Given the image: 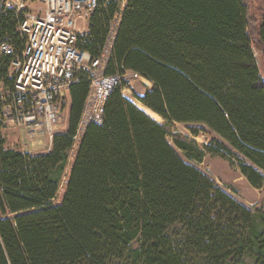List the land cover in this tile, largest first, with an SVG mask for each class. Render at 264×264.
Instances as JSON below:
<instances>
[{
    "label": "trees",
    "instance_id": "obj_1",
    "mask_svg": "<svg viewBox=\"0 0 264 264\" xmlns=\"http://www.w3.org/2000/svg\"><path fill=\"white\" fill-rule=\"evenodd\" d=\"M22 21L0 0V106L25 47ZM88 23L80 49L94 59L108 50L107 76L150 82L137 98L164 123L122 86L103 123L79 136L90 92L81 71L70 86L68 130L48 152L9 146L0 124V264H264V211L180 155L238 161L247 182L264 187V79L253 49L257 36L264 50V15L253 27L246 0H97ZM175 123L219 139L199 146L178 135L171 144Z\"/></svg>",
    "mask_w": 264,
    "mask_h": 264
},
{
    "label": "built area",
    "instance_id": "obj_2",
    "mask_svg": "<svg viewBox=\"0 0 264 264\" xmlns=\"http://www.w3.org/2000/svg\"><path fill=\"white\" fill-rule=\"evenodd\" d=\"M4 5L23 16L20 30L26 43L11 62L15 84L2 99V127L22 132L25 153L44 149L48 142L52 145L70 106L73 78L81 71L90 75V92L78 135L90 124L101 125L106 102L114 90L124 86L127 76H140L132 72L107 76L108 50L94 59L80 49V21H89L97 0H4ZM7 46L3 44L2 48L13 52Z\"/></svg>",
    "mask_w": 264,
    "mask_h": 264
},
{
    "label": "rangeland",
    "instance_id": "obj_3",
    "mask_svg": "<svg viewBox=\"0 0 264 264\" xmlns=\"http://www.w3.org/2000/svg\"><path fill=\"white\" fill-rule=\"evenodd\" d=\"M125 2V0H121ZM249 5L251 20L253 22L252 26H256L259 24L262 16L264 15V0H246ZM86 25V23L80 24L81 27ZM117 27V23L113 25V32ZM255 30V28H254ZM83 31V29H82ZM255 36V34H254ZM253 49L255 53V57L258 63V67L261 73V76L264 79V50L259 45L257 36L253 37ZM109 51L106 54V58L108 57ZM10 78H13L10 75ZM1 84V83H0ZM152 85L150 82H147L144 78H136L135 76H127L126 82L123 87L122 94L135 103L137 106L141 104L137 97L143 96L148 88H151ZM1 88V85H0ZM69 110L66 112L65 119L59 129L60 133L67 132L68 130V122H69ZM154 118V117H153ZM161 123H164L162 118H155ZM199 130V135L194 136L192 130ZM170 136L168 138L169 142L173 144V136L181 135L182 137L195 141L199 146L209 145L213 137L218 138L209 130L205 129L199 125L192 124H178L169 127ZM5 137L7 139L8 145L12 147L20 148L21 151L24 152L22 140V132L15 129H5L4 130ZM80 138V137H79ZM79 138L74 146V149L71 153L70 163L67 167L66 177L63 180L58 200H61L63 193L65 191V186L67 183V175L69 174L74 155L77 151ZM219 139V138H218ZM51 143V142H50ZM49 142L46 144L44 149L41 150H33L29 153L31 154H40L46 153L50 150L51 144ZM18 144V145H17ZM182 158L192 165H195L199 168L205 175L214 180L222 189L230 193L234 196L238 201L248 206L253 211H264V187L262 189H255L252 187L247 180L242 176L241 171L239 169L238 161L232 162L223 159L220 156H214L210 154H206L205 159L202 163H197L193 160L188 159L183 153H180Z\"/></svg>",
    "mask_w": 264,
    "mask_h": 264
},
{
    "label": "bare ground",
    "instance_id": "obj_4",
    "mask_svg": "<svg viewBox=\"0 0 264 264\" xmlns=\"http://www.w3.org/2000/svg\"><path fill=\"white\" fill-rule=\"evenodd\" d=\"M148 82V81H147ZM140 109H142L143 111H145L147 114H149L150 116L154 117V118H160L157 114L153 113L151 110H149L148 108H146L143 104H140L138 106Z\"/></svg>",
    "mask_w": 264,
    "mask_h": 264
},
{
    "label": "crops",
    "instance_id": "obj_5",
    "mask_svg": "<svg viewBox=\"0 0 264 264\" xmlns=\"http://www.w3.org/2000/svg\"><path fill=\"white\" fill-rule=\"evenodd\" d=\"M83 23H86V25L84 24V26L81 27L80 24L82 25ZM80 24H79L80 32H81L82 34H86V33H88V31H89V23H88V22H82V21H80ZM82 29H83V31H82Z\"/></svg>",
    "mask_w": 264,
    "mask_h": 264
}]
</instances>
